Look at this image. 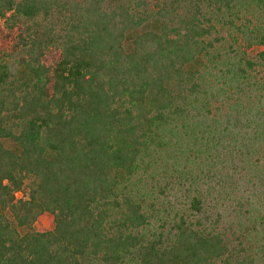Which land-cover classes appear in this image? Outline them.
<instances>
[{"label": "trees", "instance_id": "16d2710c", "mask_svg": "<svg viewBox=\"0 0 264 264\" xmlns=\"http://www.w3.org/2000/svg\"><path fill=\"white\" fill-rule=\"evenodd\" d=\"M0 264H264V0H0Z\"/></svg>", "mask_w": 264, "mask_h": 264}, {"label": "rangeland", "instance_id": "374dc122", "mask_svg": "<svg viewBox=\"0 0 264 264\" xmlns=\"http://www.w3.org/2000/svg\"><path fill=\"white\" fill-rule=\"evenodd\" d=\"M21 194H17V197H20ZM53 228V217L48 214L44 213L38 217L35 223L32 226V231L41 232V231H48Z\"/></svg>", "mask_w": 264, "mask_h": 264}]
</instances>
